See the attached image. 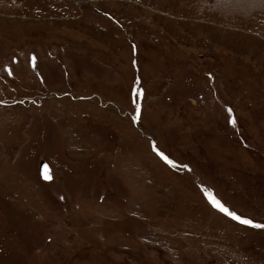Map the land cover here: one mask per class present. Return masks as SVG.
<instances>
[{
  "label": "rangeland",
  "instance_id": "1",
  "mask_svg": "<svg viewBox=\"0 0 264 264\" xmlns=\"http://www.w3.org/2000/svg\"><path fill=\"white\" fill-rule=\"evenodd\" d=\"M254 224L264 0H0V264H264Z\"/></svg>",
  "mask_w": 264,
  "mask_h": 264
},
{
  "label": "snow or ice",
  "instance_id": "2",
  "mask_svg": "<svg viewBox=\"0 0 264 264\" xmlns=\"http://www.w3.org/2000/svg\"><path fill=\"white\" fill-rule=\"evenodd\" d=\"M33 60L35 61V58H33ZM11 74V73H9ZM142 94V93H140ZM137 112L139 113V107L137 108ZM233 124H235V120L232 121ZM154 149L158 151V154L162 157V159H164L166 162H168L169 164H172L173 162L171 160H169L168 157H166L162 152H159L158 149H156L155 145H153ZM45 179H51V176L49 174V171L47 169V166L45 167ZM212 203L214 204L215 207L219 208L222 212L227 213L228 215L232 216L233 219H236L238 221H240V223L243 224H253V221L249 220V219H245L242 218L240 216H237L234 212L229 211L225 206H223L218 200H216L215 198H212ZM253 226L255 227H259V228H264V225H259V224H254Z\"/></svg>",
  "mask_w": 264,
  "mask_h": 264
},
{
  "label": "water",
  "instance_id": "3",
  "mask_svg": "<svg viewBox=\"0 0 264 264\" xmlns=\"http://www.w3.org/2000/svg\"><path fill=\"white\" fill-rule=\"evenodd\" d=\"M47 166V169H48V171H49V166H48V164L46 163V162H40V174H41V176L44 178V176H45V167ZM45 179V178H44Z\"/></svg>",
  "mask_w": 264,
  "mask_h": 264
},
{
  "label": "bare ground",
  "instance_id": "4",
  "mask_svg": "<svg viewBox=\"0 0 264 264\" xmlns=\"http://www.w3.org/2000/svg\"><path fill=\"white\" fill-rule=\"evenodd\" d=\"M39 169H40V167H39Z\"/></svg>",
  "mask_w": 264,
  "mask_h": 264
},
{
  "label": "flooded vegetation",
  "instance_id": "5",
  "mask_svg": "<svg viewBox=\"0 0 264 264\" xmlns=\"http://www.w3.org/2000/svg\"><path fill=\"white\" fill-rule=\"evenodd\" d=\"M218 93V92H217Z\"/></svg>",
  "mask_w": 264,
  "mask_h": 264
}]
</instances>
